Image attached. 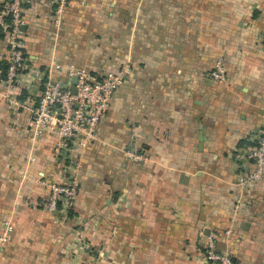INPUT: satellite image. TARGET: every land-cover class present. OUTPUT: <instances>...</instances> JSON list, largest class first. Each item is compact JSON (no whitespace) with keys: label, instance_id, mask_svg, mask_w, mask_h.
<instances>
[{"label":"crops","instance_id":"crops-1","mask_svg":"<svg viewBox=\"0 0 264 264\" xmlns=\"http://www.w3.org/2000/svg\"><path fill=\"white\" fill-rule=\"evenodd\" d=\"M53 10L24 1L20 101L35 103L47 75L67 83L58 64L131 70L97 140L72 151L82 170L67 217L46 210L39 182L64 175L59 137L31 141L32 115L11 108L0 72V232L13 224L0 264H208L209 234L240 264H264V179L238 184L264 131V0H69L60 25ZM219 57L224 81L209 75Z\"/></svg>","mask_w":264,"mask_h":264},{"label":"built area","instance_id":"built-area-1","mask_svg":"<svg viewBox=\"0 0 264 264\" xmlns=\"http://www.w3.org/2000/svg\"><path fill=\"white\" fill-rule=\"evenodd\" d=\"M24 1L3 0L0 8V33L7 31L6 36L0 39V64L7 65L2 81L11 108L25 107L32 115L31 141L36 142L48 132L59 137L54 155L56 162L62 164L64 175L61 179L54 175L41 177L39 182L49 189L46 209L50 212L57 211L67 217L78 196L82 170L80 157H72V151L84 148L88 143L97 140L101 118L110 108L118 88L126 81L131 67L126 64L118 70L107 71L102 78H98L86 67L58 64L56 68L66 73L68 84L72 77H76L75 94L64 88L60 81L47 75L35 103L28 105L20 101L17 94L27 87L26 75L30 73L20 41L21 26L24 23ZM68 4L69 0H54L55 25L61 24ZM226 70L223 57H219L209 75L216 80L224 81ZM0 72L2 73L1 68ZM253 140L255 145L248 156L253 159L254 168L239 178L238 184L242 187L264 179V131ZM124 155L132 160H147L146 156L133 148L125 149ZM28 160L35 161L36 156L30 155ZM234 225L235 221L232 219L225 230L227 236L232 235ZM1 226L0 246L9 239L13 230L11 219H2ZM204 256L208 264H240L233 259L230 251L218 249L213 234L206 237Z\"/></svg>","mask_w":264,"mask_h":264},{"label":"trees","instance_id":"trees-1","mask_svg":"<svg viewBox=\"0 0 264 264\" xmlns=\"http://www.w3.org/2000/svg\"><path fill=\"white\" fill-rule=\"evenodd\" d=\"M1 6H2V4L0 5V8H1ZM6 34H7V31H3L2 33H0V39H2V38H4L5 36H6ZM6 67H7V65L6 64H4V63H1L0 64V68L2 69V76H3V78L5 77V69H6ZM98 78H102L103 77V75H98L97 76ZM20 98V99H22V100H24L25 99V97H26V93H25V90L23 91V90H20L19 91V94H17V98ZM38 100V99H37ZM72 146V145H71ZM74 206V205H73ZM73 206L70 208V210H69V212H68V216L70 215H72V213H73V211H72V209H73ZM46 208V207H45ZM47 210V209H46Z\"/></svg>","mask_w":264,"mask_h":264},{"label":"water","instance_id":"water-1","mask_svg":"<svg viewBox=\"0 0 264 264\" xmlns=\"http://www.w3.org/2000/svg\"><path fill=\"white\" fill-rule=\"evenodd\" d=\"M76 81H77L76 77H72L70 80V84L62 82V85L64 88L69 89L72 94H75L76 93V87H75Z\"/></svg>","mask_w":264,"mask_h":264}]
</instances>
